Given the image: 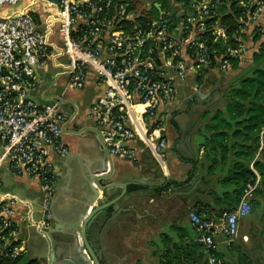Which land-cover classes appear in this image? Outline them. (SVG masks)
I'll return each mask as SVG.
<instances>
[{"label": "built area", "instance_id": "2783aa9c", "mask_svg": "<svg viewBox=\"0 0 264 264\" xmlns=\"http://www.w3.org/2000/svg\"><path fill=\"white\" fill-rule=\"evenodd\" d=\"M152 4L145 0L143 7ZM231 4L237 13L229 36L221 16ZM129 5V0H0V167L37 178L47 215L57 177L51 155L68 153L62 136L75 115L69 93L85 86L89 71L103 92L85 112L107 153L131 159V141L139 139L165 167L167 136L159 110L175 102L178 83L190 70L227 71L230 59L241 60L264 41V0H178L173 10L159 8L158 17L146 23L137 20L141 9L126 14ZM40 82L46 87L38 100L33 94ZM257 181L246 184L230 210L214 216L188 210L207 264H226L216 254L217 238L233 244L240 218L251 212ZM17 201L1 189L0 178V264H13L24 251L16 238ZM27 215L38 231L47 232L45 221L31 210Z\"/></svg>", "mask_w": 264, "mask_h": 264}, {"label": "crops", "instance_id": "0c3cea01", "mask_svg": "<svg viewBox=\"0 0 264 264\" xmlns=\"http://www.w3.org/2000/svg\"><path fill=\"white\" fill-rule=\"evenodd\" d=\"M242 60L243 58L238 61V66L241 65ZM231 70L222 71L216 67L207 69L199 81L196 79L195 71H188L185 78L178 83L175 102L161 106L159 112L167 136L165 167H160L156 163L139 139L131 141L135 148L131 159L110 156L107 153L99 134L85 112L86 107L103 92V86L96 82V75L93 71H89L85 86L79 91L69 93L73 99L75 115L66 123L62 136L68 147V153L64 156L51 155L57 177L48 215L42 206V191L37 178L14 175L6 164L0 167L1 189L19 200L16 203L20 215L16 238L24 248L23 255L35 259L37 264H50L52 253L60 260L71 259L76 264H88L79 250L82 244L75 228H72L74 222L67 223L86 215L101 204V201H109L117 197L122 190L120 183L138 176L148 177L163 173L173 180L186 181L182 190L168 191L169 196L177 199L182 196L184 200L187 199L188 207H196L205 216H214L220 208H223L227 201L222 196L224 186L219 184L218 179L227 173L233 154L229 152L226 160L220 162L216 169L211 171L208 169L210 160L205 156L202 143L204 127L208 122V118L204 117L205 111L209 110L211 113L215 109L224 108L223 103L211 102V97L217 88H221L222 84L231 79ZM45 87L46 84L40 82L33 94L34 98L41 100L44 97ZM52 90L58 89L54 87ZM197 90L208 94L203 98L196 97L193 93ZM261 137L264 139V130ZM262 148L263 145L259 142V149L249 161V167L253 171L254 160L260 155ZM108 183L113 185L102 188ZM132 183L137 184L133 181L128 182V184ZM144 198H149L148 194L139 191L123 195L119 199L120 206L133 205L143 214L141 218H138L134 211H123L106 223L102 228L101 236L98 232L91 234V241L95 245L101 242L108 253V262L103 264H112L120 258H122L121 264L129 262L132 252L127 251L126 248L127 225L132 218H135L137 225L145 216L152 215V212L140 207ZM112 209L113 205L110 204L100 215L110 217L113 213ZM30 210L34 218L45 221L46 233L38 231L29 222L27 211ZM146 211L150 213L147 214ZM248 218H251V212L240 218L239 232L242 222ZM53 225L56 227L50 237L48 232ZM243 238L248 239L247 234L243 235ZM217 240V251L222 257L236 243L234 241L230 247H227L221 237ZM85 253L88 254L87 251Z\"/></svg>", "mask_w": 264, "mask_h": 264}, {"label": "trees", "instance_id": "16d2710c", "mask_svg": "<svg viewBox=\"0 0 264 264\" xmlns=\"http://www.w3.org/2000/svg\"><path fill=\"white\" fill-rule=\"evenodd\" d=\"M124 1V0H114ZM137 0H129V6L126 14L135 13L141 9L143 15L137 20L146 23L147 19L158 17L159 9L152 4L149 9L139 7ZM158 3L161 10L170 11L177 4L178 0H151ZM236 7L231 4L223 10L221 16V24L227 27V34L230 36L234 30L236 21ZM125 28H128V21L125 20ZM231 60L232 69L231 79L239 78L236 84L228 86L225 92L224 108L215 109L213 112L205 111L204 117L208 118L204 129L205 156L210 163L208 169L213 171L217 165L225 161L229 152L233 154L227 173L218 179L219 184L224 186L222 193L227 203L220 208L215 215L222 210L232 209L239 201L243 188L247 183H253L256 174L249 167V161L259 149V138L262 127H264V41L259 45L257 51H251L243 57L241 65H237L238 61ZM251 64H255L250 68V74L243 75L246 68ZM238 67V68H237ZM207 69L202 68L196 72V79L199 81L201 76ZM227 70V71H228ZM217 88L216 90H219ZM261 160L257 157L254 160L253 167L263 178L260 179V185L254 189L261 195H264V147L260 151ZM186 181L169 179L164 184L149 187L142 184H128L127 192H143L148 194L149 198H153L151 194H157L163 191H180ZM180 196V195H179ZM179 200L185 201L182 196ZM252 205V199H251ZM198 213L200 211L196 207ZM170 228L172 234L163 232L161 234V253L158 257L157 264H207V252L202 245L195 241V229L189 225H177L172 223ZM187 237V240L183 238ZM216 254L222 257L218 251ZM223 258V257H222ZM224 259V258H223ZM35 259L26 258L23 253L17 256L13 264H31Z\"/></svg>", "mask_w": 264, "mask_h": 264}, {"label": "rangeland", "instance_id": "374dc122", "mask_svg": "<svg viewBox=\"0 0 264 264\" xmlns=\"http://www.w3.org/2000/svg\"><path fill=\"white\" fill-rule=\"evenodd\" d=\"M144 1L136 2L139 7H142ZM261 63L264 64V60ZM254 65L248 66L243 75L250 74V68ZM238 80L239 78L230 79L222 84L219 90L213 92L211 102L223 103L228 86L236 84ZM262 145L264 147V142ZM258 158L261 160L260 156ZM255 171L257 173L255 179L259 180L258 186L261 183L260 179L263 180V178L256 169ZM169 192L162 189L157 194H151L153 200L142 199L140 207L149 210L152 215L145 216L137 225L135 218L128 223L126 248L127 251L132 252V255L127 264H157L161 253V234L163 232L172 234L173 231L170 228L172 223L181 226L189 225L187 199L181 201L173 198L169 196ZM251 210V218L242 222L240 232L234 240L235 245L226 255H223L226 264H264V195L256 191L253 193ZM245 234L248 236L246 240L243 238ZM183 239L187 240V237Z\"/></svg>", "mask_w": 264, "mask_h": 264}, {"label": "water", "instance_id": "95a60500", "mask_svg": "<svg viewBox=\"0 0 264 264\" xmlns=\"http://www.w3.org/2000/svg\"><path fill=\"white\" fill-rule=\"evenodd\" d=\"M155 6L159 9L160 6L158 3H155ZM169 18L171 21L176 22L175 18L173 17V14H169ZM196 97H206L208 93H203L200 90H197L193 93ZM111 174V173H110ZM107 176V175H106ZM171 179L170 176L164 175L163 173H160L159 175H150V176H138L136 178H132L129 181H122L120 183L122 190L120 194L109 200V201H101V204H99L97 207L92 209L89 213L86 215H82L81 217H78L76 219H72L71 222H74L72 228L76 231L77 235L80 237L82 246L79 248L80 252L84 256L85 260L88 261V264H103L104 262H108V253L105 249V246L99 242L96 245L91 241V234L94 232H98L101 236L102 228L106 225L107 222L111 221L113 219V216L116 214H119L123 211L131 210L134 211L136 216L138 218H141L143 214L138 212L133 205H128L127 207L120 206L119 199L123 195H127V184L130 181H133L137 184H144V185H162L167 180ZM115 184V183H114ZM113 183H108L107 185H104L102 188H107L109 186H112ZM112 204V215L110 217L108 216H102L100 214L103 213L104 208L108 205ZM58 222V221H57ZM58 223H61L58 222ZM56 225H53L49 229L48 235L52 236V231L55 230ZM87 251L88 254L85 253ZM122 258L118 259L117 262H114L112 264H121ZM76 264L71 259H64L60 260L55 257V255L51 254L50 264Z\"/></svg>", "mask_w": 264, "mask_h": 264}, {"label": "flooded vegetation", "instance_id": "af4514ba", "mask_svg": "<svg viewBox=\"0 0 264 264\" xmlns=\"http://www.w3.org/2000/svg\"><path fill=\"white\" fill-rule=\"evenodd\" d=\"M147 186H149V187H154V186H158V185H147ZM145 213H147V214H149L150 212H148V211H146Z\"/></svg>", "mask_w": 264, "mask_h": 264}]
</instances>
